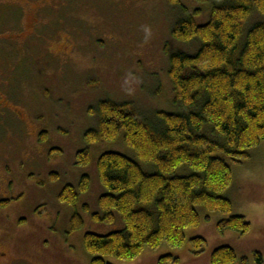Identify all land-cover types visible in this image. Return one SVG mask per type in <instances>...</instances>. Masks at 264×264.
Segmentation results:
<instances>
[{
  "label": "rangeland",
  "instance_id": "obj_1",
  "mask_svg": "<svg viewBox=\"0 0 264 264\" xmlns=\"http://www.w3.org/2000/svg\"><path fill=\"white\" fill-rule=\"evenodd\" d=\"M181 2L190 11L201 9L195 16L198 23L209 20L212 3ZM24 8L27 25L35 3H25ZM41 14L44 23L38 31L46 35L50 43L45 45L56 57L45 54L43 44L39 47L36 41L16 40L13 30H5V36L12 35L0 47V56L7 58L0 61V98L6 104L0 111V201L10 200L0 208L1 246L34 264H93L84 244L86 233L106 235L125 226L119 214L113 223L92 217L106 191L99 178V157L116 151L139 159L121 137L114 142H86V131L99 124L92 109L107 99L132 102L149 117L158 111H180L168 73L167 48L169 53L194 52L199 43L173 37L175 22L184 12L170 0H55L43 5ZM258 17L255 14L252 20ZM67 50L69 62L58 58ZM85 148L90 162L79 165L77 153ZM250 153L241 163H232L233 181L226 191L233 213L251 223L248 233L220 232L218 224L228 215L199 206L200 224L186 229L181 247L164 242L156 249L145 248L134 260L107 256L106 261L159 264L161 256L170 254L179 261L168 264H212L216 248L231 246L249 264H256V252L264 257V140ZM141 164L147 172L156 171L153 164ZM176 173L190 170L183 166ZM85 174L90 176V189L76 206L63 204L62 189L68 184L77 187ZM86 204L90 212L85 211ZM75 212L82 215L84 225L71 232ZM196 236L207 240L201 255L193 250Z\"/></svg>",
  "mask_w": 264,
  "mask_h": 264
},
{
  "label": "trees",
  "instance_id": "obj_2",
  "mask_svg": "<svg viewBox=\"0 0 264 264\" xmlns=\"http://www.w3.org/2000/svg\"><path fill=\"white\" fill-rule=\"evenodd\" d=\"M194 1L212 3L207 22L196 21L201 9L190 11L181 0H170L184 12L175 22L173 37L199 43L194 52L169 53L167 48L168 73L180 111H158L149 117L132 102L107 99L93 106L99 124L86 131V142L121 137L139 159L116 151L99 157V178L106 191L92 217L113 223L119 214L125 226L106 235L86 233L84 244L93 264H110L107 256L134 260L145 248L156 249L164 242L181 247L186 229L200 224L199 206L228 215L218 224L220 232L246 234L251 229L243 215L233 213L226 191L233 181L232 163L247 159L264 140V0ZM255 14L260 17L253 21ZM90 158L89 148L82 149L76 163L87 165ZM141 163L153 164L156 171H145ZM183 166L190 173L178 175L176 170ZM90 186L85 174L77 187L66 185L59 199L76 206ZM84 209L90 212L87 204ZM83 225L82 215L75 212L70 231ZM192 245L201 255L207 240L196 236ZM178 261L168 254L159 264ZM211 263L249 264V259L231 246H221L213 251ZM255 263L264 264L260 252L255 253Z\"/></svg>",
  "mask_w": 264,
  "mask_h": 264
},
{
  "label": "flooded vegetation",
  "instance_id": "obj_3",
  "mask_svg": "<svg viewBox=\"0 0 264 264\" xmlns=\"http://www.w3.org/2000/svg\"><path fill=\"white\" fill-rule=\"evenodd\" d=\"M54 1L55 0H25V3L27 5H29L30 3H35L34 12H30L29 14V16L32 17L29 20L31 23L29 24L27 23L26 25L24 20L27 16V13L24 8L25 3L23 2V0H0V33H2L3 35V36L0 35V47L3 46L12 35L11 34L5 36L4 34L5 30L7 31L13 30V31H17L15 36L16 40L22 39L25 41L31 39V41H36L38 46L39 44H43L41 48L45 49V51H43L45 54L53 55L56 57V52L51 51L45 45L50 43V41L46 39V35L43 34L41 31H38L39 26L44 23L42 20L43 16L41 14L42 6L47 4L51 5ZM27 29L29 30L28 33H26ZM64 49L66 50L65 47ZM63 54H64L63 57L61 56L58 58H64L66 62H69L68 60L71 53H69L67 50L64 51ZM6 59L7 58L2 55L0 56V61L1 60L6 61ZM5 108H6V104L0 98V111H2ZM23 121L24 120H22V122ZM12 134H15V132ZM41 135L43 136V134ZM9 204H10V200H1L0 208H4ZM1 245H2V241L0 239V264H34L32 260L25 257L23 254L21 253L13 254L12 252H9L5 248H3Z\"/></svg>",
  "mask_w": 264,
  "mask_h": 264
}]
</instances>
